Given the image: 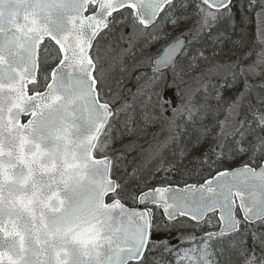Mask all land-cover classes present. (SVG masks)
Returning <instances> with one entry per match:
<instances>
[{
  "label": "snow or ice",
  "instance_id": "obj_1",
  "mask_svg": "<svg viewBox=\"0 0 264 264\" xmlns=\"http://www.w3.org/2000/svg\"><path fill=\"white\" fill-rule=\"evenodd\" d=\"M0 264H264V0H0Z\"/></svg>",
  "mask_w": 264,
  "mask_h": 264
},
{
  "label": "rangeland",
  "instance_id": "obj_2",
  "mask_svg": "<svg viewBox=\"0 0 264 264\" xmlns=\"http://www.w3.org/2000/svg\"><path fill=\"white\" fill-rule=\"evenodd\" d=\"M189 11H192V9L189 8ZM255 28H256V23H255V21H253V23L250 25L249 31L245 37V40H246L248 47H252L257 42L258 38H257L256 33H255ZM230 48H232V45L230 43L226 44L224 49H223V53H227ZM246 50L247 49H245V48L237 49L236 50L237 55H240L243 51H246ZM208 54H211L210 51ZM217 59H220L222 61H224V60H235L236 56L222 54L221 56L217 57ZM255 59H256V57H255V55H253L250 57L248 62H251L252 60H255ZM106 67H108V66H106ZM133 75H135V73H133ZM221 76L222 77L227 76L229 79H231V68L227 67V68L222 69L221 70ZM252 82L255 83V80H252ZM177 83H180V85H181L180 91L182 93L187 92L189 95H191L193 97V103L197 107L203 106V103H204L203 94L201 91H199L201 85L194 78L185 77L183 82L177 81ZM127 87L132 88L133 91H135V86L133 83H128ZM172 95H173V98H175L176 94L173 93ZM127 99H128L129 103H133L131 95H129L127 97ZM208 104L214 105L215 101L209 100ZM197 115L198 114L194 113V116H197ZM137 118L139 119L138 116H137ZM121 119L123 120V117H121ZM221 119H223V116L221 117ZM139 123H140V127L137 131L141 136L140 139H135L136 134L134 133L131 136H125L123 139L118 140L117 143L115 144L116 149H121L122 145H127L130 142H132L133 140H135L136 151L128 153L129 160H131L133 156H137V153L139 152L141 146L144 148H148V146L150 144L155 145L159 141H163L165 136L167 135V131H161L160 125H156V126L150 125L148 127H145L142 121H140ZM129 126L135 127V125H129ZM121 130H123V129H121ZM117 155H118V153H117ZM147 155H148V153H144L143 155L137 156V162L143 161L144 157ZM242 162H243L242 160H238L235 164H231L230 167H237ZM152 167H154V165H152L150 163L149 166L145 168L143 175L147 176L148 171ZM177 167H179L180 172H183L184 169L182 167H180V166H177ZM185 180H189V182H195L194 179H190V177H188V176H182V175L178 174L177 171H175V170L169 171V172L160 171V172L154 173L151 177H149L148 187L159 186L165 182H168L170 184V186H177V185L183 186V182ZM128 206L134 207L135 204L130 203ZM213 223L215 224L216 221L213 220ZM216 228H218V227L216 226ZM216 228L210 229V230H215ZM189 231L194 232L195 235H197V236L202 235L201 230L190 229ZM229 236H233V235H229ZM229 236H227V237H229ZM170 239H172V238H170ZM174 239H176V238H174ZM172 242H173V240H172ZM186 245H187V242H186ZM186 245H178V247H180L181 250H183V248Z\"/></svg>",
  "mask_w": 264,
  "mask_h": 264
},
{
  "label": "trees",
  "instance_id": "obj_3",
  "mask_svg": "<svg viewBox=\"0 0 264 264\" xmlns=\"http://www.w3.org/2000/svg\"><path fill=\"white\" fill-rule=\"evenodd\" d=\"M235 235V234H234ZM231 238V236H229V237H225L224 238V240H225V243H224V248H225V252H226V254H227V251H228V246H227V240L228 239H230ZM246 242H247V244H251V237L250 236H248V237H246ZM259 252V249L257 248V253ZM171 259V258H170ZM233 260H236V256H235V254L233 255Z\"/></svg>",
  "mask_w": 264,
  "mask_h": 264
},
{
  "label": "water",
  "instance_id": "obj_4",
  "mask_svg": "<svg viewBox=\"0 0 264 264\" xmlns=\"http://www.w3.org/2000/svg\"><path fill=\"white\" fill-rule=\"evenodd\" d=\"M171 187H175V186H171ZM178 187V186H177ZM138 205L136 204V206L135 207H137ZM151 206V205H150ZM140 207H142V206H140ZM218 227H220V226H218ZM219 230V228L217 229V230H212V231H218ZM234 234V233H233ZM233 234H229V235H233ZM228 235V236H229ZM167 235H164V234H161V233H159L158 234V236H157V238H160V237H166ZM169 238H173V237H169ZM173 243L174 244H177V241H173Z\"/></svg>",
  "mask_w": 264,
  "mask_h": 264
},
{
  "label": "flooded vegetation",
  "instance_id": "obj_5",
  "mask_svg": "<svg viewBox=\"0 0 264 264\" xmlns=\"http://www.w3.org/2000/svg\"><path fill=\"white\" fill-rule=\"evenodd\" d=\"M231 45H232V44H231ZM229 46H230V45H229ZM241 49H242V48H241ZM167 158H168V159H171V153H170V152L167 154ZM184 163L187 164V160H185ZM205 174H207V173H205Z\"/></svg>",
  "mask_w": 264,
  "mask_h": 264
}]
</instances>
